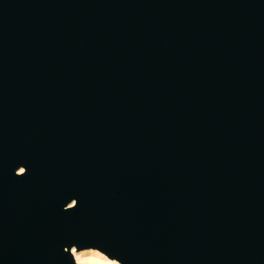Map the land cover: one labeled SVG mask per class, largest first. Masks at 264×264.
I'll use <instances>...</instances> for the list:
<instances>
[{"label": "water", "instance_id": "1", "mask_svg": "<svg viewBox=\"0 0 264 264\" xmlns=\"http://www.w3.org/2000/svg\"><path fill=\"white\" fill-rule=\"evenodd\" d=\"M264 264V0H0V264Z\"/></svg>", "mask_w": 264, "mask_h": 264}, {"label": "bare ground", "instance_id": "2", "mask_svg": "<svg viewBox=\"0 0 264 264\" xmlns=\"http://www.w3.org/2000/svg\"><path fill=\"white\" fill-rule=\"evenodd\" d=\"M71 253L76 264H116L117 261L108 258L105 254L94 248L76 250L71 248Z\"/></svg>", "mask_w": 264, "mask_h": 264}]
</instances>
